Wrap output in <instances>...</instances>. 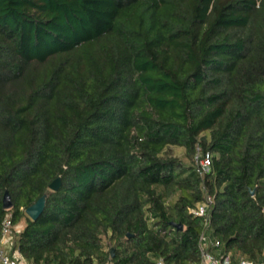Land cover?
Segmentation results:
<instances>
[{
    "label": "trees",
    "instance_id": "obj_1",
    "mask_svg": "<svg viewBox=\"0 0 264 264\" xmlns=\"http://www.w3.org/2000/svg\"><path fill=\"white\" fill-rule=\"evenodd\" d=\"M206 193L264 261V0H0V243L10 215L27 264H199Z\"/></svg>",
    "mask_w": 264,
    "mask_h": 264
},
{
    "label": "built area",
    "instance_id": "obj_2",
    "mask_svg": "<svg viewBox=\"0 0 264 264\" xmlns=\"http://www.w3.org/2000/svg\"><path fill=\"white\" fill-rule=\"evenodd\" d=\"M194 165L200 177L206 178L213 170V160L210 151L197 148ZM214 198L206 193L205 198L189 209V214L200 220L202 231L199 237L201 261L199 264H264V261L254 262L231 251L224 250L220 240L213 234L211 210ZM15 226L8 215L3 222L2 240L0 243V264H27L14 247L13 231ZM20 232V231H18ZM17 232V233H18ZM156 264H166L163 259H155Z\"/></svg>",
    "mask_w": 264,
    "mask_h": 264
},
{
    "label": "water",
    "instance_id": "obj_3",
    "mask_svg": "<svg viewBox=\"0 0 264 264\" xmlns=\"http://www.w3.org/2000/svg\"><path fill=\"white\" fill-rule=\"evenodd\" d=\"M60 186H61V179L59 178L50 185V189L52 191H58ZM253 193L254 192L252 191V194ZM46 200H47V195H44L34 205H32L26 210V214L32 220H36L39 217H41L46 207ZM3 207L4 209H11L13 207V201L8 191L5 192L3 197ZM172 225L178 229L183 228V225L180 223H172Z\"/></svg>",
    "mask_w": 264,
    "mask_h": 264
},
{
    "label": "rangeland",
    "instance_id": "obj_4",
    "mask_svg": "<svg viewBox=\"0 0 264 264\" xmlns=\"http://www.w3.org/2000/svg\"><path fill=\"white\" fill-rule=\"evenodd\" d=\"M169 152H171L173 155H176L178 157H182V158L185 157V150L184 148H181V147H173L169 150ZM24 225H25V222L22 221L21 223L15 226V230L13 231V239L15 238L16 233L23 229Z\"/></svg>",
    "mask_w": 264,
    "mask_h": 264
}]
</instances>
